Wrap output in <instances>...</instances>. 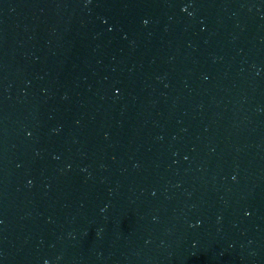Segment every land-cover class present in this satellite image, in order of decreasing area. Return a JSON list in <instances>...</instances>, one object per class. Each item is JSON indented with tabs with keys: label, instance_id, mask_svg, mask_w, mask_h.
Listing matches in <instances>:
<instances>
[{
	"label": "water",
	"instance_id": "95a60500",
	"mask_svg": "<svg viewBox=\"0 0 264 264\" xmlns=\"http://www.w3.org/2000/svg\"><path fill=\"white\" fill-rule=\"evenodd\" d=\"M0 264H264V0H0Z\"/></svg>",
	"mask_w": 264,
	"mask_h": 264
}]
</instances>
